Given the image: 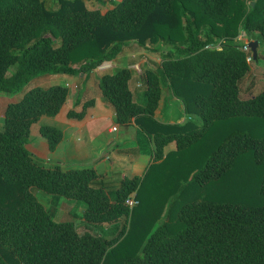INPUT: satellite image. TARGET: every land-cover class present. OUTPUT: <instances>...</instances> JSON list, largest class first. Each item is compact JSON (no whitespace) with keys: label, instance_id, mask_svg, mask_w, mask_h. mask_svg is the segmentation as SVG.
<instances>
[{"label":"trees","instance_id":"1","mask_svg":"<svg viewBox=\"0 0 264 264\" xmlns=\"http://www.w3.org/2000/svg\"><path fill=\"white\" fill-rule=\"evenodd\" d=\"M0 0V93H14L40 74H89L134 44L158 53L160 62L145 60L139 71L141 96L130 88V66L104 69L98 87L118 123L135 119L152 141L154 160H164V147L192 146L219 120L264 119V90L242 97L241 82L250 71L239 32L249 31L264 44V0H110L102 12L85 0ZM219 40L220 48L206 47ZM144 55V54H143ZM258 58V46L257 55ZM12 72L8 73L10 67ZM167 88L191 92V112L201 118L190 132H153L142 117H152ZM63 83L38 85L6 104L0 128V264L1 250L20 264H264V204L195 199L177 209L180 227L170 232L164 222L148 235L125 236L130 215L125 200L137 190L139 176L122 177L109 192L91 167L47 165L27 147L31 127L42 116L56 115L68 96ZM93 99L84 101L81 118ZM39 134L48 151L62 139L59 128L42 124ZM250 152L264 165V136L235 129L224 135L202 166H189L188 184L206 186L224 177L237 159ZM157 161V162H158ZM189 165H179V169ZM35 187L84 204L83 225L56 221L32 192ZM259 192L264 194V175ZM165 213V212H164ZM176 220V217H175ZM171 225H176L172 223ZM98 230H95L97 229Z\"/></svg>","mask_w":264,"mask_h":264},{"label":"rangeland","instance_id":"2","mask_svg":"<svg viewBox=\"0 0 264 264\" xmlns=\"http://www.w3.org/2000/svg\"><path fill=\"white\" fill-rule=\"evenodd\" d=\"M55 1L56 0H45L46 5L49 7L55 6ZM85 2L89 8H99L102 12L111 7L109 3L110 0H85ZM242 34L245 39L256 37L254 33L249 31H245ZM133 46V52H129L127 49L128 47H124L122 54L124 55L122 57H125L124 60H121L120 62L115 58V60L111 62L112 69H110L111 71H114L116 67L126 65L134 69V75L132 76L129 85L135 94V99L138 100L139 97L136 96V93L141 96L144 91V86H138L139 71L144 68V64L140 61L148 60L153 64L152 62H160L161 56L154 52H147L149 55H143L141 47L135 44ZM132 53H134V55H132ZM138 62L140 63L139 68L136 67ZM13 69L14 66L10 67L8 73L12 72ZM250 70L251 71H249L241 82L240 95L242 97L264 90L263 43L259 42L258 58L250 63ZM46 75L47 74H40L32 78L22 86L20 90L14 93H0V99L8 100L9 102L15 101L29 88L38 85L46 86L53 84L54 81H48ZM58 75L64 78L61 81L62 83L68 82V84H70L68 92L77 91L76 87H74V84H76L75 77H81L80 74L71 75L60 73ZM78 92L79 95L82 96L83 93L81 90H78ZM170 95L172 96L165 102L164 116H166V114H171L174 118L179 114L180 116H184L187 121L185 123L186 125L179 127L174 125L169 129H162V132H190L198 128L201 124V118L197 112H191V109L194 106L192 97H190L191 92L185 91L181 96L176 95V93ZM83 98L84 100H87L91 98V95H83ZM183 106L184 110L182 108ZM47 117L51 116H44L43 123L48 122L46 120ZM2 123L3 115L2 117L0 116V128ZM235 129L246 130L255 136H264V119L259 117L242 116L227 120H219L212 124L210 129L198 140V142L184 150L177 151L175 143H171L167 148L166 159L158 161L151 157L146 163V170L138 175L142 178L135 191L138 204L132 208L130 215L127 218L121 217L112 224H116L120 228L121 224L125 223V236H137L142 238L140 233L145 231L143 228L148 229V235L158 225L164 222L163 216L168 210H171L170 212H173L175 216L169 218L170 222L168 224L170 225H167V227L170 232H175L180 227V222L177 220L176 216L177 209L181 204L190 200L203 199L213 201H232L253 205L264 204V194L259 192L260 180L264 175V165L254 164L250 152L240 156L237 159L235 166L221 179L213 181L206 186H199L198 184L186 185L190 178L189 166L195 168L202 166L207 156L217 146L224 135ZM36 136L45 139L38 132V124H33L31 132L27 138V144L28 141L36 138ZM36 158L38 160H44V156H38ZM187 162H189V165L179 169L180 164L184 165V163ZM120 179L118 181H120ZM118 183L115 185L109 184L106 188H108L109 192H112L117 187ZM32 192L37 199L46 206L54 220H73L78 229L82 228L83 221L81 213L84 208L82 201L67 199L58 194H50L35 187L32 188ZM175 221L176 225H171L172 223H175ZM95 230H98V228ZM1 253L5 254L4 257L9 264H20L18 259L9 254L6 250H1Z\"/></svg>","mask_w":264,"mask_h":264},{"label":"crops","instance_id":"3","mask_svg":"<svg viewBox=\"0 0 264 264\" xmlns=\"http://www.w3.org/2000/svg\"><path fill=\"white\" fill-rule=\"evenodd\" d=\"M143 54L146 55L145 52ZM122 56L124 55L116 57L117 61L124 60L125 57ZM139 64L138 62L137 68L140 67ZM111 67L112 63L106 62L89 74H80L81 77H75L74 87L77 91L68 92L60 111L54 116L47 117V123L42 122L44 116L34 123L38 124V128L42 124H48L61 130L62 139L53 151H48L46 140L37 136L27 144L28 149L33 154L35 153L34 155L44 156L43 162L47 165L60 164L64 168H93L100 175V182L105 187L109 184L115 185L122 176H138L146 170V163L149 159L153 158V144L147 133L140 129L134 118L127 123L116 122L111 106L100 92L98 76L102 70ZM46 76L48 81H54V83H62L64 79L58 74H47ZM63 84H68V82ZM68 85L70 87V84ZM78 90H81L82 96L79 95ZM87 94L91 95L89 99H93V103L85 108L84 115L81 118L68 117L69 110L81 111L86 101L83 95ZM170 94L165 88L152 117H142V121L151 133L162 132V129H169L174 125L177 127L186 125L187 120L182 115L178 114L174 118L171 114L164 116L165 102L172 96ZM7 102L9 101L0 99L1 117ZM182 108L184 110V106ZM170 144L164 147V157Z\"/></svg>","mask_w":264,"mask_h":264},{"label":"built area","instance_id":"4","mask_svg":"<svg viewBox=\"0 0 264 264\" xmlns=\"http://www.w3.org/2000/svg\"><path fill=\"white\" fill-rule=\"evenodd\" d=\"M245 1V3H246V5H247V7H249L250 6V4L251 3H253L252 2V0H244ZM237 39H240V40H242V44H241V49H242V51H245L246 52V61L248 62V63H251L254 59H253V56H252V51H251V47H250V45H249V42L250 41H252V39L250 38V39H245L244 37H243V34L241 33V32H239L238 33V35H237ZM220 41L221 40H219L217 43H215V44H211V45H207L206 47H217V48H220L219 47V45H220ZM67 87H69V85L68 84H65ZM113 129H115V127H113ZM125 203L130 207V208H132V207H134L137 203H138V200H137V198H136V196H135V193H133L132 195H131V197H128L126 200H125Z\"/></svg>","mask_w":264,"mask_h":264},{"label":"water","instance_id":"5","mask_svg":"<svg viewBox=\"0 0 264 264\" xmlns=\"http://www.w3.org/2000/svg\"><path fill=\"white\" fill-rule=\"evenodd\" d=\"M249 45L251 47L253 59H256L258 41L257 40H252V41L249 42Z\"/></svg>","mask_w":264,"mask_h":264}]
</instances>
